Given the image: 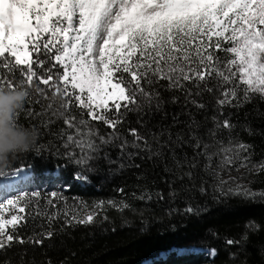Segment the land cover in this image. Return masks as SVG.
Listing matches in <instances>:
<instances>
[{"label":"snow or ice","instance_id":"obj_1","mask_svg":"<svg viewBox=\"0 0 264 264\" xmlns=\"http://www.w3.org/2000/svg\"><path fill=\"white\" fill-rule=\"evenodd\" d=\"M219 53L226 54V61ZM33 86L36 103L47 104L32 115L48 116L52 110L55 119L42 121L43 126L62 120L65 128L57 136L65 149L75 145L95 151L98 139L101 145L119 141L121 151L131 147L150 152L148 138L137 128L127 129L131 140L121 128L129 113L137 115L139 124L143 116L161 112L164 104L180 102L176 95L165 100L161 89L180 92L186 107L199 109L206 105L197 98L214 91L220 93L216 104L221 109L254 97L264 100V0H0V89L23 88L29 96ZM93 122L111 131L100 135ZM216 126L233 127L228 119ZM176 139L183 142L181 136ZM191 140L206 153L207 145L194 136ZM248 148L244 143L222 148L217 166L234 164ZM247 160L244 156L240 166ZM70 178L88 179L80 171ZM50 195L47 203L54 208L57 193ZM27 196L0 201V253L15 245H42L54 235L48 230L25 239L17 233L21 222L26 223ZM31 196L38 208L41 193ZM94 215L72 221L91 224Z\"/></svg>","mask_w":264,"mask_h":264},{"label":"trees","instance_id":"obj_2","mask_svg":"<svg viewBox=\"0 0 264 264\" xmlns=\"http://www.w3.org/2000/svg\"><path fill=\"white\" fill-rule=\"evenodd\" d=\"M219 55L226 61L225 53ZM19 79L17 72L15 80ZM29 93L17 122L36 128L38 139L30 151L16 155L7 165H0V176L20 169L30 170L34 177L57 173L60 188H50L47 194L37 188L28 192L26 223L21 222L22 226L17 228V233L25 239L48 230L54 235L42 245H15L10 251L0 253V261L5 264L148 261L151 264H264V170L260 167L264 165V100L254 97L250 102L221 109L216 104L220 93L214 91L197 98L206 105L199 109L186 107L180 92L161 89L165 100L176 95L180 102L164 104L161 112L143 116L139 124L137 115L129 113L121 128L125 136L128 128H137L148 138L150 152H138L131 147L121 151L119 141L101 145L98 139L95 151H82L75 145L63 147L64 141L57 136L65 128L62 120L42 125V121L52 118V110L48 116L32 115L33 109L40 112L47 101L36 103L39 97L34 86ZM223 119L230 121L232 129L217 128ZM93 124L100 135L111 131L103 124ZM177 136L183 137V142L178 143ZM193 136L207 145L205 154L193 146ZM238 143L248 145V151L241 152V159L234 164L218 167L223 155L220 150ZM69 152L74 154L71 159ZM208 155L211 159L206 158ZM244 156L248 160L243 161L246 166L242 167ZM82 158L86 163L77 165L75 161ZM74 171L84 173L88 179L71 180ZM36 191L41 193L38 208L31 196ZM52 192L57 193L54 208L47 203ZM189 208L191 212L187 211ZM37 211L55 215V219L49 221L47 216L37 215ZM88 214H95L91 224L72 221V217L78 220ZM228 240L239 243L229 245ZM189 248L213 253L210 256L174 252ZM160 255L166 257L162 259Z\"/></svg>","mask_w":264,"mask_h":264},{"label":"clouds","instance_id":"obj_3","mask_svg":"<svg viewBox=\"0 0 264 264\" xmlns=\"http://www.w3.org/2000/svg\"><path fill=\"white\" fill-rule=\"evenodd\" d=\"M27 92L23 88L0 89V165H7L18 154L30 151L36 144L39 132L17 122Z\"/></svg>","mask_w":264,"mask_h":264},{"label":"rangeland","instance_id":"obj_4","mask_svg":"<svg viewBox=\"0 0 264 264\" xmlns=\"http://www.w3.org/2000/svg\"><path fill=\"white\" fill-rule=\"evenodd\" d=\"M12 175L17 176L15 181L11 182L7 187L4 188L3 191L0 192V201L5 200L6 198H10L12 196L20 195L22 193H28L33 191L32 189H39L42 192L48 193L50 188L58 189L60 188V182H57L56 176L57 173L54 172L53 174L42 173L38 177H34L30 170L28 169H20L17 171H13L10 173L3 174L0 176V182L5 179L6 177H10ZM11 213H5V218H10ZM21 215V214H20ZM178 255H185V254H200L203 253L205 255L212 256V251L204 250V249H181V250H174ZM162 259L166 257V255H160ZM143 264H151V261L145 262Z\"/></svg>","mask_w":264,"mask_h":264},{"label":"bare ground","instance_id":"obj_5","mask_svg":"<svg viewBox=\"0 0 264 264\" xmlns=\"http://www.w3.org/2000/svg\"><path fill=\"white\" fill-rule=\"evenodd\" d=\"M16 178H17V176L12 175L10 177H6L5 179H7V180H3L2 182H0V192L3 191L4 188L7 187L11 182L15 181Z\"/></svg>","mask_w":264,"mask_h":264},{"label":"water","instance_id":"obj_6","mask_svg":"<svg viewBox=\"0 0 264 264\" xmlns=\"http://www.w3.org/2000/svg\"><path fill=\"white\" fill-rule=\"evenodd\" d=\"M197 250H199V249H197Z\"/></svg>","mask_w":264,"mask_h":264}]
</instances>
